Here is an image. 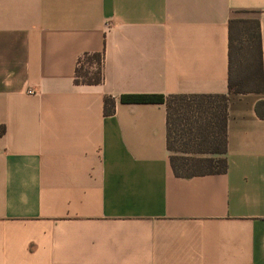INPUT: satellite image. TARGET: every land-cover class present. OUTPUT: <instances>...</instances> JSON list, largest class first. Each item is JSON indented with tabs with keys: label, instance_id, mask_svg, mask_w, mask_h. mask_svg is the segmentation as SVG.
I'll use <instances>...</instances> for the list:
<instances>
[{
	"label": "crops",
	"instance_id": "crops-1",
	"mask_svg": "<svg viewBox=\"0 0 264 264\" xmlns=\"http://www.w3.org/2000/svg\"><path fill=\"white\" fill-rule=\"evenodd\" d=\"M236 10L264 77V0H0V264H264V89L230 95L226 172L190 177L165 105L120 100L226 93Z\"/></svg>",
	"mask_w": 264,
	"mask_h": 264
},
{
	"label": "trees",
	"instance_id": "trees-1",
	"mask_svg": "<svg viewBox=\"0 0 264 264\" xmlns=\"http://www.w3.org/2000/svg\"><path fill=\"white\" fill-rule=\"evenodd\" d=\"M233 11L228 20V90L226 93L122 94V102L162 103L166 108V149L174 175L190 177L227 170V107L231 94L264 89L259 21ZM102 54L84 52L77 60L74 82L99 84ZM114 110L110 97L104 113Z\"/></svg>",
	"mask_w": 264,
	"mask_h": 264
},
{
	"label": "rangeland",
	"instance_id": "rangeland-1",
	"mask_svg": "<svg viewBox=\"0 0 264 264\" xmlns=\"http://www.w3.org/2000/svg\"><path fill=\"white\" fill-rule=\"evenodd\" d=\"M239 16H243V14L239 15Z\"/></svg>",
	"mask_w": 264,
	"mask_h": 264
}]
</instances>
